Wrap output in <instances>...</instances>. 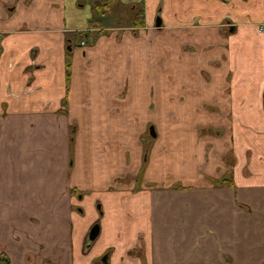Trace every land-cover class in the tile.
Masks as SVG:
<instances>
[{"label": "crops", "instance_id": "obj_1", "mask_svg": "<svg viewBox=\"0 0 264 264\" xmlns=\"http://www.w3.org/2000/svg\"><path fill=\"white\" fill-rule=\"evenodd\" d=\"M100 1L0 0V260L264 264V0H121L144 13L124 31L96 28ZM158 57L177 92L149 115ZM143 108L168 126L149 162Z\"/></svg>", "mask_w": 264, "mask_h": 264}, {"label": "rangeland", "instance_id": "obj_2", "mask_svg": "<svg viewBox=\"0 0 264 264\" xmlns=\"http://www.w3.org/2000/svg\"><path fill=\"white\" fill-rule=\"evenodd\" d=\"M83 3L81 2V6H84L86 4V1ZM109 3L111 5H113V8L111 11H109V13H107V15H108L107 18H103V15H101V12H97V21H99L100 23H96L95 25L105 26L106 28H108V26H114V27H118V28L122 27L124 29L119 30V31L126 30L125 27L131 26V22H130V20L132 19L131 18L132 15L130 13L131 4H127L126 2L124 3L121 0H109ZM119 5H122V6H119ZM86 7L87 6H84V8H86ZM119 29H121V28H119ZM81 40L82 39H79V40L75 39V44L79 45ZM89 44H90V40L88 42V45ZM156 60H157V63L155 64V66L151 65L149 67L147 65L146 67H144L143 73L140 71L139 75L135 78V82H137V79H139V86H137L136 90L139 89V91H141V92L143 90V92L140 93V96L142 98L141 104H142V102L144 105L146 104V91L149 90V92H150L149 102L147 105L148 109L146 110V113L149 115L151 113H153V111L156 109V107L158 105V102L160 101V99H159V101L157 99H155V97L159 96V93L163 96L165 94L166 90L167 91L173 90L174 92H177V89L175 88V86H173V89H172V87H170L169 74H168L167 70L164 71L165 66H168L167 57H158V58H156ZM156 65H157V67H161V71L159 73H157L158 70H156V73L154 72V67H156ZM178 80H180V79L178 78ZM194 100H195V97H192V101H194ZM181 108H183V109L181 110ZM184 108H186V107H181V106L176 107L175 105H173V107H172L173 111L169 110L168 113L172 115L173 119L188 118L189 113H186L187 111L184 112ZM188 109H190V108H188ZM130 111H133L131 109V107H130ZM136 111H137V113H139V116L138 117H137V115L133 116L132 120L134 121V125L130 122L129 133H130V136H137L136 142L144 147V154H143L144 162H145V157H148L147 159L149 162L150 155L152 154L151 151L153 148L159 149V147H162L161 150H164V149L167 150L166 146L163 145V142L161 141L160 138H157V140H154L151 137V133H150L149 129L154 126L156 129V132L158 134V137L160 135H163V134H166L165 136L167 137L168 136V130H167L168 126L166 128L161 127L162 130H159L160 128L159 127L157 128V126L152 125L149 122L150 120H147L144 123V126H142L141 119H144V115H143V113H145L144 108L141 110L137 109ZM161 111L163 113V110H161ZM189 111H192V110L190 109ZM171 128L173 130V135L178 134V132L175 130L174 126ZM139 132H141V133H139ZM194 133H195V130H194ZM148 149H151L150 153H147ZM181 150H182V148L180 147L177 151H175V153L179 152L180 154L181 153L183 154L181 156V159L176 160L175 153L169 159L168 158H165V159L159 158V160H158L159 166L158 165H156V166H157V169H158V167H159V169L160 168L161 169L158 171V173L159 172L165 173L166 171L177 172V169H180L181 167H183L182 161H185L184 158H185L186 151H181ZM170 159L173 161H171ZM168 162H170L173 165H169ZM147 166H148V164L145 163L146 168H147ZM134 178L135 177L130 176L129 183L131 185H132V182L135 181ZM100 222L103 223V219ZM88 243H89V241H88Z\"/></svg>", "mask_w": 264, "mask_h": 264}, {"label": "trees", "instance_id": "obj_3", "mask_svg": "<svg viewBox=\"0 0 264 264\" xmlns=\"http://www.w3.org/2000/svg\"><path fill=\"white\" fill-rule=\"evenodd\" d=\"M85 1H86V4H88V0H81L82 3L85 2ZM89 1H90V3H92V0H89ZM95 6H96V12H101V15H103V18H107V16H108L107 13H109V11H111L112 8H113V5H111L109 3V0L97 2V4ZM130 13H131L132 18H133V19H131L130 22L131 23L132 22H134V23L136 22V24H137L136 26L137 27H143L144 26V13H143V10L139 9L137 14L134 13L133 11H130ZM95 23H100V22L96 20ZM96 28H103V26H98ZM77 36L81 38L83 36V34L77 35ZM86 36L87 35H84V37L81 38L82 39L81 41L85 40L83 38H85ZM87 37H86V41H88V42H89V40L91 41V38L87 39ZM68 69L70 70V66L68 67ZM5 261H6L5 259H1L0 260V264H5Z\"/></svg>", "mask_w": 264, "mask_h": 264}, {"label": "water", "instance_id": "obj_4", "mask_svg": "<svg viewBox=\"0 0 264 264\" xmlns=\"http://www.w3.org/2000/svg\"><path fill=\"white\" fill-rule=\"evenodd\" d=\"M162 25V20L159 18L157 20V27L160 28ZM150 133H151V136L153 138H157V134H156V131H155V128L154 127H151L150 128ZM100 208V207H99ZM100 232H101V227L99 224H95L92 229L90 230V233H89V236H88V247H91L92 243H94L99 235H100ZM105 263L107 262L106 259L103 260Z\"/></svg>", "mask_w": 264, "mask_h": 264}, {"label": "flooded vegetation", "instance_id": "obj_5", "mask_svg": "<svg viewBox=\"0 0 264 264\" xmlns=\"http://www.w3.org/2000/svg\"><path fill=\"white\" fill-rule=\"evenodd\" d=\"M104 1H106V0H104ZM119 6H122V5H119ZM159 19V18H158ZM156 25H157V23H156ZM162 26V25H161ZM154 127V126H153ZM155 128V127H154ZM150 130V129H149ZM155 131H156V129H155ZM156 134H157V132H156ZM152 137V136H151ZM157 137H158V134H157ZM153 138V137H152ZM154 140L156 139V138H153ZM147 161V157H145V162ZM87 247H88V244H87ZM89 248V247H88Z\"/></svg>", "mask_w": 264, "mask_h": 264}]
</instances>
